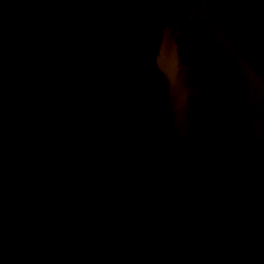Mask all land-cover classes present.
<instances>
[{
  "label": "water",
  "instance_id": "water-1",
  "mask_svg": "<svg viewBox=\"0 0 264 264\" xmlns=\"http://www.w3.org/2000/svg\"><path fill=\"white\" fill-rule=\"evenodd\" d=\"M0 264H264V65L210 0H0Z\"/></svg>",
  "mask_w": 264,
  "mask_h": 264
},
{
  "label": "trees",
  "instance_id": "trees-1",
  "mask_svg": "<svg viewBox=\"0 0 264 264\" xmlns=\"http://www.w3.org/2000/svg\"><path fill=\"white\" fill-rule=\"evenodd\" d=\"M210 6L220 26L264 65V0H210Z\"/></svg>",
  "mask_w": 264,
  "mask_h": 264
}]
</instances>
